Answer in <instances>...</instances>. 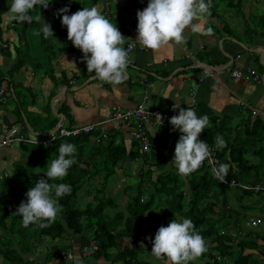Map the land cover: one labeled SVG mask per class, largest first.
Listing matches in <instances>:
<instances>
[{
    "label": "trees",
    "instance_id": "16d2710c",
    "mask_svg": "<svg viewBox=\"0 0 264 264\" xmlns=\"http://www.w3.org/2000/svg\"><path fill=\"white\" fill-rule=\"evenodd\" d=\"M95 3L96 0H55L54 3H49L47 9L36 6L30 14L36 16L48 13L50 24L62 25V16L58 15L60 9L67 7L69 8L67 14L72 15L83 7H90ZM239 5L240 0L233 6ZM1 12L2 10L0 15ZM210 12V16H213L214 9L211 8ZM255 19L253 30L248 27L246 34L249 36L257 34L262 38L264 14ZM39 22L33 21L30 26L37 31ZM12 25L23 27V23L15 21H12ZM57 30V34L61 33L67 37L65 26L57 27ZM62 49L65 53H73L75 47L71 41H67ZM85 69L87 67L84 62L80 73L82 74ZM91 74L95 75L94 72ZM51 79L55 81L52 77ZM62 83L66 87H70L71 84L66 79ZM10 100H15L20 108L23 105L16 95ZM200 107L195 105L194 111L198 117L207 115L209 126L204 129L199 139L209 145L215 157V167H219V164L229 166L227 173L223 174L224 183L218 182L206 161L189 175L178 174L171 162L175 152L170 160L167 155L156 156L151 153L153 160L148 167L147 155L139 152L136 143L132 140L128 144L124 141L115 142L117 131L113 129L104 132L105 138H101L97 127L87 133L66 137L59 136L58 131H55V138L45 146L17 144L20 160L12 163L8 173L0 174V264H43L24 260L23 255L35 247L41 237H46L50 242L54 240L58 242L67 231L78 236L79 252L90 243L95 245L96 250L88 255L91 259L101 258L114 264H142L137 261V255L143 249L127 243L135 229L139 228L147 237L152 234L154 240L161 226L167 227L173 219L184 218L191 219L195 229L206 241L209 252L206 258L205 253L198 258L205 259L203 264H255L252 256L244 251L257 250L259 254L264 251V236L256 231L262 226V222L255 228L244 226L248 229H244L239 223L242 217L245 222L247 209L251 208L250 205L243 203L249 198H259L255 202L260 204V214L257 216L264 215V122L258 118L251 121L249 117H245L231 128L227 126L226 119L218 120L211 116L206 108ZM14 109L17 111L18 107ZM57 112L66 120L65 130L76 128L72 126L71 116L64 105H61ZM17 113L15 122L24 129L22 118L25 120L26 118L18 111ZM49 117L52 120L44 127L38 126L39 124L31 127L32 132L37 134L32 137L38 138L39 134L55 126L57 120L50 115ZM6 125L9 127L10 124ZM217 135L225 140L226 147L222 149L215 147ZM95 139H98V142H95ZM62 143L76 146V163L68 170L64 179L50 183L70 185L71 193L58 198L61 211L55 221L43 228L38 225H29L25 228L22 226V217L15 213L21 202H26L27 191L35 186L39 179H47L44 175L47 164L58 157V149ZM140 158L143 168H148H141L143 170L137 175L134 194L127 198L119 192L112 195L115 185L108 193L103 189L102 185L109 177L114 173L123 172L120 168L123 162L133 163ZM168 163L170 167L166 169ZM94 181L98 182L97 187L94 186ZM231 181L235 186L230 185ZM255 187L259 189L254 190ZM230 203H235L239 210L232 209ZM143 216L148 219L143 221ZM235 232L239 236L234 235ZM258 238L260 244L257 243ZM66 249V246L50 247L48 251L46 250L45 262L50 258H61V252H65ZM151 249L147 247L144 251L151 254Z\"/></svg>",
    "mask_w": 264,
    "mask_h": 264
},
{
    "label": "crops",
    "instance_id": "0c3cea01",
    "mask_svg": "<svg viewBox=\"0 0 264 264\" xmlns=\"http://www.w3.org/2000/svg\"><path fill=\"white\" fill-rule=\"evenodd\" d=\"M237 1L212 0L211 8L214 9V14L208 16L201 24L200 32L186 30L184 43H170L160 50L153 51L136 43L137 12L143 11L149 0H96V3L88 8L96 7L110 22L117 25L125 41L134 43V49L129 54L131 63L127 69L126 81L120 85H111L97 80L87 69L80 73L84 64L82 52L77 48L73 53L63 52L59 39L62 34H57V28L53 30V37L50 36L52 41L43 35L38 36L47 40V44L52 42L48 46L52 51H43L45 56L41 59L35 56L32 43H29L25 36V31L35 32V28L27 23H23V27L13 26L12 21L8 19L12 0H0V136L10 126H14L19 134L36 136L31 129L38 125L35 119L39 118L42 122L38 126L44 127L52 120L49 115L57 120V128H53L64 129L66 120L57 112L61 105L67 108L72 126L78 128L98 123L100 133L113 129L117 131L115 142L124 141L127 144L131 139L124 125L118 122L101 124L111 108L127 109L141 103L145 108L166 113L171 118L178 115L180 109L195 110V105H200L201 109L206 108L216 119H226L227 126L231 128L245 117H249L251 121L258 118L264 122V36L260 38L257 34H246L248 27L253 30L252 25L256 22L254 14L259 12L258 17L264 14V0H240L239 7L233 6ZM226 5L231 10L226 9ZM41 16L47 24L53 25L49 23L48 13H42ZM42 25L41 19L38 30ZM56 26L61 28L62 25ZM208 29H211L210 33L207 32ZM20 47H26L27 58L19 53ZM233 69L241 72L254 70L259 82L235 79L230 75ZM65 79L71 83L70 87L62 83ZM16 88L28 98L21 108L15 100H10L12 96L19 98L22 95ZM175 105L179 108L173 111ZM15 107H18L17 111L27 120L22 118L24 129L15 122L18 114ZM6 124H10L9 127ZM53 128L42 134L49 133ZM146 131L150 148L147 153H154L156 156L167 155L170 160L181 133L174 131L169 122L153 126L146 124ZM14 152L19 154L17 144L0 146V174L11 170V165L15 162L12 159ZM137 162L138 160L133 163L136 165ZM169 164L166 169L170 167ZM118 175L121 176L117 178L120 184L114 186L112 192H116L115 187H122L117 192L127 198L123 190L124 175L117 172ZM263 216H256L262 222V226L256 231L262 236ZM235 233L233 234L239 236ZM56 242L41 237L35 247L23 255V259L43 264H68L63 258L57 257L45 262L46 250L52 246H66L65 252L72 254L73 264H114L110 260L91 259L83 255L82 251L79 252L78 236L70 231ZM257 243L260 244L259 238ZM130 244L143 249L137 255L138 262L148 264L154 258L144 251L147 247L152 248V243L147 239L142 243ZM208 252L205 253V258ZM244 253L251 255L256 261L255 264H264V251L259 254L257 250L247 249ZM139 256L142 261L138 260ZM204 261L205 259H197L190 263L203 264ZM160 262L164 264V261Z\"/></svg>",
    "mask_w": 264,
    "mask_h": 264
},
{
    "label": "clouds",
    "instance_id": "9594fccd",
    "mask_svg": "<svg viewBox=\"0 0 264 264\" xmlns=\"http://www.w3.org/2000/svg\"><path fill=\"white\" fill-rule=\"evenodd\" d=\"M36 6L47 9V0H12L8 11L10 21L31 24L43 20L40 30L34 32L44 38L53 37L51 25L47 24L41 14L33 16ZM212 0H149L143 11L137 12L136 43L142 47L157 51L170 43L185 42L186 30L200 32L201 24L211 15ZM69 8L59 10L62 26L67 28V38L83 54L87 72L95 73V78L111 85H120L127 79V69L131 63L129 53L123 47L125 37L116 24L110 22L96 7H83L82 10L68 15ZM208 33L211 29L207 30ZM177 105L173 108L175 111ZM159 116V115H158ZM160 120L161 117L159 116ZM173 130L182 135L175 146L174 158L171 161L180 175H189L198 170L210 156L209 145L199 137L209 126V117H198L190 108L180 109L178 115L170 118ZM215 147H226L225 140L217 135ZM76 146L62 143L58 157L47 164L44 175L35 186L26 193V202H21L15 214L22 217V226L47 227L56 220L61 208L58 198L71 193V186L64 183H50L62 180L68 170L76 163ZM227 164L213 168V175L223 179L227 173ZM152 243L151 255L164 264H189L207 252V244L195 229L191 219H173L167 227L161 226ZM143 245V244H142ZM82 264V262H78Z\"/></svg>",
    "mask_w": 264,
    "mask_h": 264
},
{
    "label": "built area",
    "instance_id": "2783aa9c",
    "mask_svg": "<svg viewBox=\"0 0 264 264\" xmlns=\"http://www.w3.org/2000/svg\"><path fill=\"white\" fill-rule=\"evenodd\" d=\"M1 45V43H0ZM124 49L130 52L134 49V43L132 41H125L124 43ZM238 58V57H236ZM231 77L235 79H242L245 81H251L253 83H258V77L256 76V73L254 70H245L244 72L239 71L238 69H233L230 71ZM2 94V90L0 89V95ZM161 117V120L159 116ZM170 120V117L168 114L163 112H158L152 109L145 108L143 104L139 103L136 104L134 107L127 108V109H119V108H111V110L108 112V115L105 117V119L101 122L103 123H109V122H118L124 125V127L127 129L130 139L136 143V145L139 148L140 153H147L150 151L149 148V138L146 131V124L150 125H159L163 123H168ZM98 127V123L96 124H90L85 126H80L78 128L72 129V130H65V129H57L59 136H75L79 133H87L91 130H94ZM54 133H51L47 137H41L38 135V138L34 137H27L23 136L22 134H19L17 129L14 126H10L8 129L4 130L0 136V146L6 147L10 146L12 144H19V143H29V144H40V145H48L55 137ZM101 138H105V134L100 133ZM95 142H98V139H95ZM210 156L208 159H206V163L210 169V171L213 170L215 167V157L212 151H210ZM213 173V171H212ZM215 177V176H214ZM218 182L224 183V179H220L215 177ZM231 186H235V183L233 181L230 182ZM241 188H248L246 186H240ZM259 187H255L254 190H258ZM148 218L146 216L142 217L143 221H146ZM261 221L257 218H248L247 221L244 222L245 227H252L255 228L258 224H260ZM151 240L152 234H150ZM148 237L145 234H142L139 228L135 229V232L133 235H131L128 238V241L130 243L137 242L142 243L143 241H146ZM148 242L151 243L149 239H147ZM96 250L95 245L90 243L88 247H84L82 254L85 256L90 255L93 251ZM61 258H63L68 264H73V256L70 252L61 253Z\"/></svg>",
    "mask_w": 264,
    "mask_h": 264
},
{
    "label": "rangeland",
    "instance_id": "374dc122",
    "mask_svg": "<svg viewBox=\"0 0 264 264\" xmlns=\"http://www.w3.org/2000/svg\"><path fill=\"white\" fill-rule=\"evenodd\" d=\"M54 1L55 0H47V2L48 3H54ZM225 8L226 9H229L228 8V6L226 5L225 6ZM229 10H231V9H229ZM258 14H259V12H256L255 14H254V16H256L255 18H257L258 17ZM51 28H52V31L55 29V28H57V26H56V24H51ZM29 30V29H28ZM57 30V29H56ZM24 33V32H23ZM23 33H21V34H23ZM25 36H26V39L27 40H29V43H32V51H33V53L35 54V56H37V57H39V59H41V57L42 56H45V54H44V52H46V53H49L50 51H52L50 48H48V46L49 45H51V43H48L47 44V40L45 41L44 39H42L41 37H38V36H36V35H34V32L33 31H25ZM56 37H58V36H56ZM30 38H31V41H30ZM47 39H50V41H52V37H48ZM60 39V42L62 43L61 45H60V49H62L61 48V46H64V44H65V42H67V41H69L68 40V38L63 34V35H61V38H59ZM47 46V47H46ZM63 50V49H62ZM44 51V52H43ZM54 51V50H53ZM19 53H21V54H24V58H27V52H26V47H20V49H19ZM263 70V72H264V68L262 69ZM261 71V70H260ZM16 90H17V92L18 93H20V94H22V95H20L19 96V99H20V101H21V103H24L26 100H28V98L27 97H25V99H24V97H23V92L22 91H19V89L18 88H16ZM36 120V122L38 123V124H41V122L42 121H39L40 119L39 118H37V119H35ZM33 122H34V120H33ZM31 123V122H30ZM36 123V124H37ZM147 155V160H146V164H147V166H148V164H150V163H152V154L151 153H147L146 154ZM12 156H13V160L14 161H18V160H20V158H21V156H20V153L18 154L17 152H14V153H12ZM141 159L142 158H140V159H138V162L136 163V165L134 164V163H131V162H129V163H125V162H123L122 164H121V166H120V168L122 169V174L124 175V178H123V180H124V193H125V196L126 197H129L131 194H134V192H135V185H136V182H137V175L140 173V171L141 170H143V169H147L148 167H145V168H143L142 166V163L140 162L141 161ZM27 165V162L25 163V166ZM141 168H143V169H141ZM152 169V168H151ZM120 178L121 176H117V173H114L111 177H109L107 180H106V182L102 185V187H103V189H105L106 190V192L108 193V191H110V188L111 187H113L114 185L116 186V185H119L120 183L118 182V179L117 178ZM122 179V178H121ZM96 181V180H95ZM94 181V186L95 187H97L98 186V183H96ZM119 183V184H118ZM115 190H116V192L118 191V189H122V187H115L114 188ZM115 192V193H116ZM114 193V194H115ZM79 194H80V192H79ZM113 194V192H112V195H114ZM259 200V198H249V199H246V200H244L243 201V203L244 204H248V205H250V209H247V212H246V216H245V221H247L248 220V218H252V217H256L257 216V214H260V204H256L255 202L256 201H258ZM250 202H254V204H249ZM230 206H231V208L232 209H234V210H239L238 209V207L236 206V204L235 203H230ZM252 215V216H251ZM256 215V216H255ZM239 224H241L240 226L241 227H244V222H243V217H242V219L240 220V223ZM251 228V227H250ZM249 228V229H250ZM244 229H248V228H245L244 227ZM138 260L139 261H142V258L139 256L138 257ZM148 264H161V262L160 261H158V260H156L155 258H153V259H151L149 262H148Z\"/></svg>",
    "mask_w": 264,
    "mask_h": 264
},
{
    "label": "water",
    "instance_id": "95a60500",
    "mask_svg": "<svg viewBox=\"0 0 264 264\" xmlns=\"http://www.w3.org/2000/svg\"><path fill=\"white\" fill-rule=\"evenodd\" d=\"M66 88L64 87V90H65ZM64 90H63V92H62V94L64 93ZM58 101V100H57ZM59 125V124H58ZM57 126V125H56ZM55 126V127H56ZM26 127H28L27 125H26ZM57 128V127H56ZM56 128H53L51 131H49V133H46V134H39L41 137H47L48 135H50L51 133H53L55 130H56Z\"/></svg>",
    "mask_w": 264,
    "mask_h": 264
}]
</instances>
